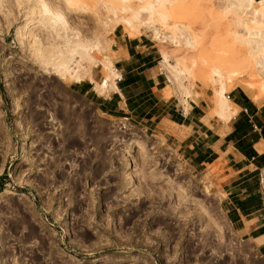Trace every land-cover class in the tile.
Masks as SVG:
<instances>
[{
  "label": "rangeland",
  "instance_id": "rangeland-1",
  "mask_svg": "<svg viewBox=\"0 0 264 264\" xmlns=\"http://www.w3.org/2000/svg\"><path fill=\"white\" fill-rule=\"evenodd\" d=\"M153 1L47 0L65 18L56 34L53 22L41 24V0H0V264H264L223 211L220 160L193 167L177 126L105 115L80 82L44 63L60 46L94 45L84 60L75 45L70 66L81 60L90 72L81 82L92 86L112 76L105 94L118 75L116 37L143 34L154 46L148 51L158 53L173 110L198 105L203 115L211 112L218 82L205 76L212 67L237 74L238 85L226 92L230 102L244 96L264 103L259 82L245 92L256 58H264L261 0L240 7L164 0L147 10ZM25 18L29 28L18 39ZM38 47L52 49L42 54L49 59L36 56ZM164 57L174 75L161 66ZM170 75L190 95L178 97ZM163 109L158 103L155 116ZM230 120L213 114L202 122L225 135Z\"/></svg>",
  "mask_w": 264,
  "mask_h": 264
},
{
  "label": "crops",
  "instance_id": "crops-1",
  "mask_svg": "<svg viewBox=\"0 0 264 264\" xmlns=\"http://www.w3.org/2000/svg\"><path fill=\"white\" fill-rule=\"evenodd\" d=\"M116 40L115 87L99 94L92 82L84 81L80 82V90L86 96L93 94L97 108L110 117L126 121L157 117L158 125L171 129L177 126L180 143L188 142L186 154L193 167L220 160L225 192L222 207L227 220L238 238L253 241L257 251L264 254V152L256 149L264 142V103L256 105L244 96L236 99L233 103L237 110L229 121V132L220 135L218 129L202 122L204 115L198 105L180 112L170 107L173 96L163 95L165 77L157 69L158 53L148 51L154 46L149 45L145 35L121 34ZM158 103L164 109L155 116Z\"/></svg>",
  "mask_w": 264,
  "mask_h": 264
},
{
  "label": "bare ground",
  "instance_id": "bare-ground-1",
  "mask_svg": "<svg viewBox=\"0 0 264 264\" xmlns=\"http://www.w3.org/2000/svg\"><path fill=\"white\" fill-rule=\"evenodd\" d=\"M251 0H229V3H230V5H232L233 7H240V6H243V5H245V4H249V2H250ZM158 0H154L153 2H150L149 3V6L147 7V10H152L153 8H155V6H157V5H159V7L161 6V5H163L164 4V0H162V1H160V2H158ZM261 2H262V7H261V10H263L264 11V0H261ZM154 3H156L157 5H155ZM255 13V12H254ZM39 14H41L42 15V21H41V24L42 25H46V24H48L49 23V25L51 24L50 22H53L54 24H55V26H54V24H53V26H52V24L50 25V27H52V29H53V31H56L57 33L56 34H59L58 33V31H60V29H63L64 28V23H65V21H64V16H63V13L61 12V10L60 9H58V8H55V6H53V5H51V4H49V2H47V0H41V3H40V13ZM162 17V16H161ZM164 18V17H163ZM27 20L28 19H26L25 18V20H23V24L21 25V26H19L18 28H17V31H16V36L18 37V39L21 37H23L24 35H25V32L27 31L26 29L27 28H29L28 27V25H29V23L27 22ZM39 21V22H40ZM118 22V21H117ZM127 24H128V26H130L132 29H134L133 27V25H132V23L131 22H126ZM176 27V26H175ZM174 27V28H175ZM174 28H173V30H174ZM177 30H178V33H179V31L181 30L180 28H177ZM174 32H175V30H174ZM28 33V32H27ZM29 34V33H28ZM64 34V33H63ZM182 34V33H181ZM179 35V34H178ZM177 35V36H178ZM26 36V35H25ZM63 36V35H62ZM67 37V36H66ZM65 37V38H66ZM26 38V37H25ZM34 38V37H33ZM56 38V37H55ZM65 38H63V39H65ZM27 39V38H26ZM48 39V38H47ZM73 39V38H72ZM22 40H24V38L22 39ZM33 40V39H32ZM34 40H35V38H34ZM62 40V39H61ZM69 40H71V39H69ZM74 40V39H73ZM177 40V39H176ZM59 41V40H58ZM35 42L36 43H38V40L36 39L35 40ZM34 42V43H35ZM63 42V41H62ZM69 42H73L74 43V41H69ZM22 43H24V42H22ZM57 43V42H56ZM60 43V42H59ZM66 43H67V45H71L72 43H68V40L66 39L65 40V45H66ZM88 43V42H87ZM185 43L186 44H190L191 42H190V40H188V38H187V40L185 41ZM53 44V43H52ZM64 45V46H65ZM75 45H78V46H80V47H76ZM89 45H91V44H87L86 46H85V44L84 45H82V44H72L71 46L72 47H70V48H68L67 46H65L66 47V49L67 50H65V48H64V50L63 49H61V48H63V47H59V45H58V47H59V49H61V50H59L58 48H57V46L55 45V44H53V50H54V47H55V49L56 50H54V51H52V49L50 48V50L53 52V56L52 55H50L51 56V58H50V60H49V62H47L48 60L47 59H49V57H47V58H43L42 56L44 55H46V54H50L49 53V49H48V53H41V52H45V48H40V47H38V48H36V50H35V52H36V56H39V58L41 59V58H43V59H46L47 61H45L44 60V63H45V65H47V64H50V66H52L53 68L52 69H54V71L55 72H57V73H59V75L61 76V77H64L65 75H68V76H70L72 79H73V81H75L76 83H78V82H81L86 76L88 77V76H90L89 75V73L90 72H88V74H86V71H84L83 70V68H81L80 66V62H81V60L83 59L84 60V58H88L89 57V51H93L94 50V45H92V46H90L89 48H88V46ZM83 46V47H82ZM85 46V47H84ZM73 47H75L74 49H79V50H82V49H80V48H83L84 50H82L81 52L80 51H76L75 53H77V55H78V53L80 54V59H78L77 57H76V59H78V60H80L79 62H77V63H79V64H75V66L74 67H71L70 66V62L73 60V58H74V56L76 55L75 53H74V49H72ZM42 49H44V50H42ZM98 50V49H97ZM47 52V51H46ZM97 52V51H96ZM98 53V52H97ZM43 54V55H42ZM52 54V53H51ZM75 54V55H74ZM47 55V56H48ZM79 56V55H78ZM84 56H86V57H84ZM263 56V55H262ZM84 57V58H83ZM91 57V56H90ZM90 59V58H89ZM89 59H87V61H91V60H93V59H91V60H89ZM86 60V59H85ZM163 60V59H162ZM41 61H42V59H41ZM77 61V60H76ZM43 63V62H42ZM73 64V63H72ZM160 64H162L161 66H163V69H166V70H168L169 71V69H170V67H172V66H170V65H168L167 63H166V59H165V57H164V60L160 63ZM255 65H256V67H252L251 69H250V72L248 73V76L249 77H251L252 78V80H251V78H249V80H250V84H248V86L245 88L246 89V93L248 92L249 94H252V87L254 86V85H256V87H257V83H255V81L256 82H259V86L257 87L258 88V90H260L261 88H264V58L262 57L261 58V56L259 57V58H256V62H255ZM105 66H107V65H105ZM106 68H109L108 66L106 67ZM173 69V68H172ZM112 72V71H111ZM114 73H115V71H113ZM171 72H172V74L174 73V71L172 70L171 71V69H170V74H171ZM181 72V71H180ZM183 72V71H182ZM230 73V72H229ZM233 74H235V72H232ZM231 73V74H232ZM113 74V73H112ZM112 74H110V75H112ZM116 74V73H115ZM186 74H187V72H186ZM189 74H190V72H189ZM231 74H226V75H224L223 73H222V71H221V69H218L217 67H212V68H210V69H208V71L206 72V76L205 77H207V79H209V80H211V82H213L214 80L215 81H217L218 82V86H217V88L215 89V91H216V94H215V97L212 99V101H211V106H212V110L211 109H209V110H211V112H209L207 115H204L202 118H201V120H206L207 118H209V117H211V116H213V114H216V115H218L219 117H221V118H223V120H229V119H231L232 117H233V115L235 114V112H236V110H237V106L233 103V102H230L228 99H227V97H226V92L227 91H229V89H231L234 85H238V83H237V79H236V81H235V79H233V77L235 78L236 76H237V74L235 75V76H233L232 77V75ZM117 75V74H116ZM174 75V74H173ZM177 75V74H176ZM183 75V74H182ZM192 75V74H191ZM190 75V76H191ZM108 76V75H107ZM118 76V75H117ZM117 76H114V77H116L117 78ZM184 76V75H183ZM169 77V80H170V82H171V84L174 86L175 85V87H174V93L178 96V97H180L181 95H183V94H185L184 96H186V95H190V92H189V90H188V94H187V90L184 88V86H182V84L180 83L181 81H180V79H177L178 81H179V83L178 82H176V79L175 78H173V77H175V76H172V75H170V76H168ZM172 77V78H171ZM179 77H181V76H179ZM178 77V78H179ZM193 77V76H192ZM191 77V78H192ZM90 78V77H89ZM176 78H177V76H176ZM194 78V77H193ZM206 79V80H207ZM248 79V78H247ZM113 81V77L112 76H108V77H106V78H103L99 83H93L94 85V89L98 92V93H100V94H102V93H104L105 92V90L109 87V85H110V83ZM241 81V80H240ZM91 82V81H90ZM93 82V81H92ZM176 82V83H175ZM243 83H244V81H243ZM247 85V84H246ZM240 86H242V83H240ZM255 87V86H254ZM253 87V88H254ZM260 88V89H259ZM233 90V89H232ZM248 90V91H247ZM264 90V89H263ZM261 91V90H260ZM254 92V91H253ZM262 92V91H261ZM261 92H259V93H261ZM163 93H165V92H163ZM171 93L169 92V91H167L164 95L165 96H169ZM196 96V95H195ZM259 96H264V91L262 92V95H259ZM190 97V96H189ZM251 98V97H250ZM260 99V97H257V95L255 96L254 95V97L252 98V100H254L256 103H258V104H261V102L262 101H260L259 100ZM210 100V99H209ZM256 149L258 150V152H260V153H262V152H264V142H262V143H259L257 146H256ZM129 179H131V177H129ZM130 182V181H129ZM128 182V183H129ZM207 187V186H206ZM205 187V188H206ZM208 189V188H207ZM158 194V192L156 193V195ZM159 197H160V195H158ZM158 196H157V199L154 197V200L156 199V200H158L159 202H160V199L158 198ZM176 197V196H175ZM153 199V198H152ZM176 199H177V197H176ZM178 200V199H177ZM153 204V203H152ZM158 204V203H157ZM156 204V205H157ZM139 207V206H138ZM207 209V208H206ZM187 218V217H186ZM158 221V220H157ZM159 222V221H158ZM263 241V239L262 240H257V242L256 243H260V242H262Z\"/></svg>",
  "mask_w": 264,
  "mask_h": 264
}]
</instances>
